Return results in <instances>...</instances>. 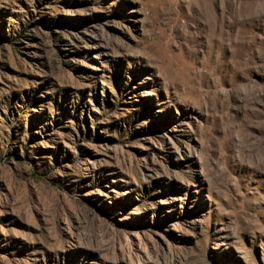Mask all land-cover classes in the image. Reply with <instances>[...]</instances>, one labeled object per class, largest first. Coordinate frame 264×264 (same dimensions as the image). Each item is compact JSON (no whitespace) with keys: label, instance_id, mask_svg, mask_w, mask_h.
Instances as JSON below:
<instances>
[{"label":"rangeland","instance_id":"1","mask_svg":"<svg viewBox=\"0 0 264 264\" xmlns=\"http://www.w3.org/2000/svg\"><path fill=\"white\" fill-rule=\"evenodd\" d=\"M0 264H264V0H0Z\"/></svg>","mask_w":264,"mask_h":264}]
</instances>
